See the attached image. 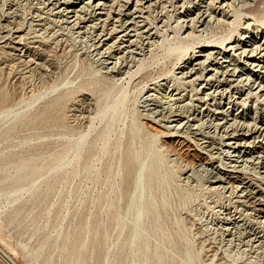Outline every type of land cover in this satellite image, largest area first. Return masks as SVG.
I'll return each mask as SVG.
<instances>
[{
    "label": "bare ground",
    "instance_id": "1",
    "mask_svg": "<svg viewBox=\"0 0 264 264\" xmlns=\"http://www.w3.org/2000/svg\"><path fill=\"white\" fill-rule=\"evenodd\" d=\"M20 1H8L9 8H14L10 10L15 12ZM35 1L39 5L34 6L33 24L40 26L39 30L57 26L55 31H51L57 34V42L63 37L57 33L59 29L71 33L73 44L84 37L82 33H91V49L97 55L95 61L92 59L96 65L93 69L96 78L92 83H101V80L108 79L112 74L119 75L115 80L112 79L113 83L109 86L97 85L95 113L83 115L87 117L88 123L95 117L102 121L97 146L104 153L109 151V134L116 129L113 128L114 122L121 117L126 118L128 111L125 109L126 90L120 80L126 75L131 78L142 69L143 58L158 43V26L148 22L149 11L156 6L163 10L167 6L178 9L176 23L181 22V27H184L182 35H204L203 41L196 44L181 41L163 51L166 56H174V59L184 58L176 66L179 70L176 69L171 81H152L146 87L145 83L141 84L142 88H146V94L139 99L141 103L138 107H133L134 115L130 118L127 131L118 128V135L125 136V144L122 150L119 149L122 148L120 140L119 147L114 150L119 149L115 164L120 163L116 166L120 169L121 177L111 187V192H115L114 199L109 198L108 205L105 200L108 208L106 221L113 227L112 230L105 228L102 232V264H175L174 258L179 254L181 258L178 264H199L179 219L175 223L178 226L177 239L182 241L181 251L174 249L170 227L163 224L162 217H166V211L170 208L168 194L176 171L170 162L176 159H183L186 164H208L210 167L200 164L202 173L189 168L184 178L196 183L205 180L209 190L230 197L231 203L215 217L214 232L217 231L222 238L230 235L229 240L246 234L249 241L261 246L264 242V117L261 107H257L254 118L248 121L247 105L249 97L264 104V0L258 10L253 8L254 0ZM214 23L226 24L230 29L224 36L217 38L211 35ZM178 83L183 86L189 84L195 97L185 88L183 92L178 90ZM62 95L52 96L41 108L47 109ZM14 109L0 111V115L3 113L6 118L0 124V130L4 131L21 122L29 115L31 107L30 110L22 111ZM139 115L147 117L140 121L137 119ZM82 134L67 137L60 151L49 152L39 163L28 155L0 168V182L9 183L5 191L0 189V195L6 196L12 210L22 197V191L33 186V177L41 175L45 169L52 172L23 200L28 201L44 192L50 180L63 170L66 171L63 167L53 172L56 162L61 163L66 159L70 167L78 163L80 156H73L72 151H77L75 148L85 142L81 139ZM213 149H216V156L210 153ZM104 153L97 155L104 157ZM167 153L173 156L168 157ZM179 163L177 168L182 165ZM88 165L89 162L85 168ZM124 168L127 172H123ZM86 174L91 178L96 176V173ZM123 174L128 178L124 188ZM249 221L260 223L257 227L261 229L252 228ZM60 235L61 231L57 230L53 240ZM86 237L85 234L78 251L84 247ZM206 241L208 238L200 239V246H207L206 251L217 256V247L210 241L206 244ZM43 245L42 240L40 247ZM0 253L9 263L19 264L1 246ZM120 256L123 257L117 262ZM79 258L77 252L73 260H69L70 264H79ZM216 261L217 264H226L222 255H218Z\"/></svg>",
    "mask_w": 264,
    "mask_h": 264
},
{
    "label": "rangeland",
    "instance_id": "2",
    "mask_svg": "<svg viewBox=\"0 0 264 264\" xmlns=\"http://www.w3.org/2000/svg\"><path fill=\"white\" fill-rule=\"evenodd\" d=\"M8 1L10 0H0V111L6 108H15L16 111L30 110V107L31 110L21 122H17L4 131L0 130V168L28 155L39 163L49 152L60 151L65 146L67 137L76 136L77 133L80 135L83 133L81 139L83 138L85 142L81 141L82 147L79 146L75 148L77 151H72L73 156L77 158L80 156L78 163L71 165L73 168L67 166L66 159L61 161L62 164L59 163L60 161L56 162L55 168H52L53 172L63 167L67 172L63 170L64 172L58 173L52 181H49L46 192L39 193L34 197L35 199L23 200L36 190L37 185L43 183L46 176L52 173L50 170L45 169L46 171L41 175L33 177V186L22 191V197L15 206L16 210L11 209L5 195H0V246L19 264H70L69 260H73L77 252L80 254L79 264H102L104 253L102 232L105 228L109 227L112 230L113 227V225L110 227L106 221L108 209L106 205L110 201L109 198L115 197V192H111L112 184L120 181V169L116 166L120 163H115L119 149L122 150L125 144V136L118 135V128H123L124 132L127 131L130 118L134 115L133 107H138L141 103V97L146 94V85L152 81L160 82L165 79L171 81L173 75L179 70L176 66L184 58L177 60L174 56H166L163 51L181 41L196 44L203 41L204 35L183 36L184 27H181V22L176 23L178 9L167 6L163 10L156 6L149 11L148 22L158 26L156 35L158 43L153 47L152 52L143 58L142 69L131 78L126 75L120 80L126 90L125 109L128 111L126 118L121 117L114 122V125L115 123L117 125L115 127L113 125V128L116 129L109 134L110 147L108 152L105 151V156V153L97 146L102 121L95 117L88 123L87 117L83 115L95 113L97 85L109 86L113 83L112 79L115 80L119 75L112 74L108 79L101 80V83H92L96 78L93 72L96 65L92 59L95 61L97 55L91 49L90 32L82 33L84 37L73 44L71 33L66 29H59L57 33L63 37L60 42H57V34L54 35L51 32L55 31L57 26L53 29L49 27L39 30L40 26L33 24L35 23L32 17L34 6L39 5L36 1L21 0L15 12L11 11L14 8H9ZM261 1L254 0L253 8L258 10ZM229 27L223 23H214L211 35H216L217 38L224 36ZM257 36L259 37L260 34ZM144 83L145 87L142 88L140 85ZM177 86L181 92L185 88L188 93L193 94L189 84L183 86L178 83ZM62 93V97L57 102L45 110L41 108L43 103ZM193 97H195L194 94ZM187 100L188 98L185 99ZM249 100L247 120L252 121L257 107H261L264 117V104L255 100L254 97H249ZM192 101L195 102V100ZM144 117L147 115H139L137 119L143 121ZM5 119L2 113L0 124ZM119 141L122 148L114 151L119 147ZM101 151L104 157L103 155L98 157L103 154ZM215 151L216 149H213L210 152L212 156H216ZM169 156L173 155L170 153ZM182 160L176 159L175 162H170L176 171L171 182L170 194H168L170 208L169 206L166 208V210L169 208L166 211L168 213L166 217L164 215L162 217L163 224L170 227L169 233L174 249L181 251L182 248V241L177 239L176 234L178 226L175 220L178 218L181 222L179 224L184 226L185 235L190 240L189 243L199 264H217L218 255L223 256L226 264H264V242L259 246L249 241L246 234H242L238 239L234 236L229 240L230 235L222 238L217 231L214 232V222L221 210L231 203L230 197L225 194L226 197L224 193L209 190L205 180L196 183L185 179L184 176L190 169H197L202 173L203 164V167L210 166L201 162L186 164L185 160ZM178 161L182 164L180 168H177L180 164ZM88 162L91 167L88 165L89 167L85 168ZM96 166L97 170H95ZM90 172L93 175L96 173V176L89 177L86 173ZM123 172H127V169L124 168ZM125 177L126 175L123 174V188L128 180ZM8 185L9 183L0 182L1 191H5ZM249 222L252 228L261 229L257 227L260 223ZM57 230L61 231V235L53 240ZM85 234L87 235L85 245L78 251L77 248ZM209 235L215 239H211ZM202 238H208L206 244L210 241L217 247V256H212L211 251H206L207 246H200L199 240ZM262 238L264 239V236ZM42 240L44 245L40 247ZM122 257L116 259L117 262ZM180 258L181 254L177 255L174 263L178 264Z\"/></svg>",
    "mask_w": 264,
    "mask_h": 264
},
{
    "label": "crops",
    "instance_id": "3",
    "mask_svg": "<svg viewBox=\"0 0 264 264\" xmlns=\"http://www.w3.org/2000/svg\"><path fill=\"white\" fill-rule=\"evenodd\" d=\"M0 255L4 258V256L0 253ZM5 259V258H4ZM0 264H11L9 261L5 259V261L0 257Z\"/></svg>",
    "mask_w": 264,
    "mask_h": 264
},
{
    "label": "built area",
    "instance_id": "4",
    "mask_svg": "<svg viewBox=\"0 0 264 264\" xmlns=\"http://www.w3.org/2000/svg\"><path fill=\"white\" fill-rule=\"evenodd\" d=\"M0 257L5 261V259L0 255Z\"/></svg>",
    "mask_w": 264,
    "mask_h": 264
}]
</instances>
